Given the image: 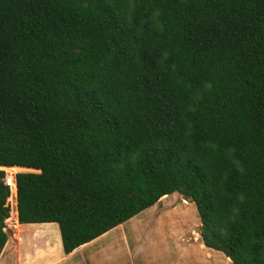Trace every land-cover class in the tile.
Listing matches in <instances>:
<instances>
[{"label":"trees","instance_id":"trees-1","mask_svg":"<svg viewBox=\"0 0 264 264\" xmlns=\"http://www.w3.org/2000/svg\"><path fill=\"white\" fill-rule=\"evenodd\" d=\"M2 167L65 253L177 192L264 264V0H0V252Z\"/></svg>","mask_w":264,"mask_h":264},{"label":"crops","instance_id":"crops-1","mask_svg":"<svg viewBox=\"0 0 264 264\" xmlns=\"http://www.w3.org/2000/svg\"><path fill=\"white\" fill-rule=\"evenodd\" d=\"M14 215L17 228L8 235L0 264H233L204 245L195 204L177 192L68 253L56 222L20 223Z\"/></svg>","mask_w":264,"mask_h":264},{"label":"rangeland","instance_id":"rangeland-1","mask_svg":"<svg viewBox=\"0 0 264 264\" xmlns=\"http://www.w3.org/2000/svg\"><path fill=\"white\" fill-rule=\"evenodd\" d=\"M2 169L5 170V172H18V171H35L33 169H26V168H18V167H14V168H11V167H2ZM184 198V197H183ZM185 199V198H184ZM186 201H190L189 199H185ZM7 201L8 203L10 204V202H13V199L10 197V195L7 197ZM13 205L12 206H9L10 207V211H9V219L7 218L5 223H6V226H5V230L7 232L8 235H10V233L12 232V230L14 228H17L16 226V221L14 220V211H15V206H14V203H12ZM14 208V211L12 212ZM13 228V229H12Z\"/></svg>","mask_w":264,"mask_h":264},{"label":"built area","instance_id":"built-area-1","mask_svg":"<svg viewBox=\"0 0 264 264\" xmlns=\"http://www.w3.org/2000/svg\"><path fill=\"white\" fill-rule=\"evenodd\" d=\"M3 182L9 188V195L13 199L14 206H15L14 212L16 214V200H15L16 184H15L14 173L13 172H8V173L5 172V176L3 177ZM7 203H8V201H7ZM8 205L12 206V202H10V204L8 203ZM9 211H10V207H9ZM7 218L9 219V216ZM6 219H5V221H6ZM5 225H6V223H5Z\"/></svg>","mask_w":264,"mask_h":264},{"label":"bare ground","instance_id":"bare-ground-1","mask_svg":"<svg viewBox=\"0 0 264 264\" xmlns=\"http://www.w3.org/2000/svg\"><path fill=\"white\" fill-rule=\"evenodd\" d=\"M12 168V167H11Z\"/></svg>","mask_w":264,"mask_h":264}]
</instances>
